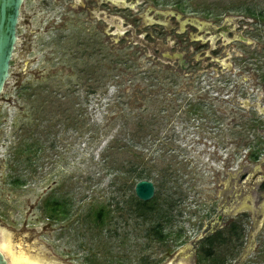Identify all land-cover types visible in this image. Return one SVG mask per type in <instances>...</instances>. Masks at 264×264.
I'll use <instances>...</instances> for the list:
<instances>
[{"label": "rangeland", "instance_id": "obj_1", "mask_svg": "<svg viewBox=\"0 0 264 264\" xmlns=\"http://www.w3.org/2000/svg\"><path fill=\"white\" fill-rule=\"evenodd\" d=\"M184 4L189 15L202 4L221 15L241 4L264 11V0ZM64 11L24 0L0 95L8 263L264 264V68L181 74L84 14L63 23ZM142 170L157 208L146 216L132 207ZM158 222L162 241L147 234ZM232 222L242 245L230 238L205 256L203 238L227 237Z\"/></svg>", "mask_w": 264, "mask_h": 264}, {"label": "flooded vegetation", "instance_id": "obj_2", "mask_svg": "<svg viewBox=\"0 0 264 264\" xmlns=\"http://www.w3.org/2000/svg\"><path fill=\"white\" fill-rule=\"evenodd\" d=\"M51 2L56 9L65 8L63 23L72 21L69 18L74 14H84V19L97 23V30L105 33L109 27L110 35L121 38L123 44L134 45V52L142 51L153 63L181 74L192 70L199 75L209 70L219 78L221 71L231 72L234 65H241L242 70L264 68V11H255L249 4L236 6L235 14L229 13L233 8L228 9L225 15L220 14L217 5L208 8L202 4L194 9L195 15H189L183 0H176L171 8H168L170 0ZM174 54H181L186 63L184 71ZM228 56H234L238 62L232 60L234 63L228 64ZM262 83L264 88V77ZM261 175L260 187L264 183V174Z\"/></svg>", "mask_w": 264, "mask_h": 264}, {"label": "water", "instance_id": "obj_3", "mask_svg": "<svg viewBox=\"0 0 264 264\" xmlns=\"http://www.w3.org/2000/svg\"><path fill=\"white\" fill-rule=\"evenodd\" d=\"M23 2L24 0H0V95L10 76V62L17 41V26ZM173 58L178 59V64L184 71L186 63L182 60L181 54H174ZM154 191V184L148 180L138 181L134 187L136 198L143 202L149 201ZM0 264H8L1 251Z\"/></svg>", "mask_w": 264, "mask_h": 264}, {"label": "trees", "instance_id": "obj_4", "mask_svg": "<svg viewBox=\"0 0 264 264\" xmlns=\"http://www.w3.org/2000/svg\"><path fill=\"white\" fill-rule=\"evenodd\" d=\"M261 154H262V149H255V151L250 152L249 159H251V161L253 162H256L259 160ZM145 174L146 172H144L143 170L138 171L137 172L138 181H141L147 178ZM260 188L264 190V183L261 185ZM132 201H133L132 207L136 209L135 212L138 213L139 215L146 216L148 214H152L157 211L156 210L157 208L152 206L154 200L150 202L149 201L143 202V201H140L138 198H136V196L134 195L132 198ZM57 206L51 207L52 213H50V215L53 214L57 210ZM103 216H104V211L100 209L96 214L97 222L99 224L102 222ZM226 232H227V237H224V234L221 231H216L204 237L201 242L203 244L200 248L201 252H203L205 256L210 257L216 246L226 244L227 242H229L230 238H234V240L239 245H242L243 230L241 229L240 226L237 225L236 222L230 223ZM147 234L148 236H151L153 239L158 240V241H162L165 238V235L162 231V225L159 222L156 223L154 226H152L148 230Z\"/></svg>", "mask_w": 264, "mask_h": 264}, {"label": "bare ground", "instance_id": "obj_5", "mask_svg": "<svg viewBox=\"0 0 264 264\" xmlns=\"http://www.w3.org/2000/svg\"><path fill=\"white\" fill-rule=\"evenodd\" d=\"M1 246V245H0ZM0 251L3 253V255H4V252H3V249H2V247H0ZM4 257H5V255H4ZM6 258V257H5ZM7 260V259H6ZM7 263H8V261H7ZM9 264V263H8Z\"/></svg>", "mask_w": 264, "mask_h": 264}]
</instances>
